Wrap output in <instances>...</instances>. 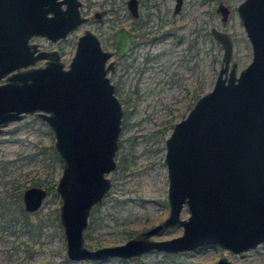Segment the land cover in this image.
Returning <instances> with one entry per match:
<instances>
[{"label":"water","instance_id":"95a60500","mask_svg":"<svg viewBox=\"0 0 264 264\" xmlns=\"http://www.w3.org/2000/svg\"><path fill=\"white\" fill-rule=\"evenodd\" d=\"M62 4L65 7H62ZM80 0H0V78L21 65L46 58L43 66L5 76L0 84V133L26 114L47 121L55 132L54 147L62 163L55 192L59 222L71 260L129 258L153 249L194 250L213 243L240 252L264 241V0H241L236 10L252 48L251 60L240 70L227 31L210 33L222 47L212 88L197 97L186 115L174 122L165 138L168 215L123 243L90 248L84 230L94 205L111 187L106 175L116 167L115 154L123 114L114 84L107 75L111 54L129 47L128 31L113 33L114 51L101 48L86 29L79 36L69 68L55 50L28 43L32 35L63 37L84 20ZM176 0L174 11L180 7ZM136 15V0H128ZM217 10L226 20L229 8ZM51 11L52 15H48ZM47 196L41 185L22 191L27 212L40 208ZM185 206L188 216H180ZM170 225L183 226L180 235L152 239ZM213 264H234L222 256Z\"/></svg>","mask_w":264,"mask_h":264},{"label":"rangeland","instance_id":"374dc122","mask_svg":"<svg viewBox=\"0 0 264 264\" xmlns=\"http://www.w3.org/2000/svg\"><path fill=\"white\" fill-rule=\"evenodd\" d=\"M82 1L87 15L103 8L113 9L102 22H84L62 41L34 38L44 48H62L65 61L70 60L84 28L94 31L104 48L112 49L111 32L120 25L128 27L132 20L125 0ZM220 1L229 8L226 20L216 10ZM240 1L182 0L177 12L173 11L175 0L141 3L139 22L147 23L148 32L135 36L131 55L123 57L109 73L123 115L116 167L106 174L111 187L91 209L84 230L86 246L123 243L168 215L165 138L174 122L184 117L197 97L214 84L223 50L210 27L230 34L237 70L252 58L251 44L236 10ZM53 141L50 126L30 115L5 127L0 134V196L11 184L22 191L24 185L50 177L53 166L54 177L58 178L62 163ZM59 204L56 192L48 194L40 208L29 214L30 231L18 223L22 221L19 214L14 227H6L0 219V264H213L222 256L234 264H264V243L239 253L215 244L178 252L153 249L135 257L114 256L97 262L71 260L66 256ZM180 216H188L185 208ZM182 232L181 225H170L150 238H170Z\"/></svg>","mask_w":264,"mask_h":264},{"label":"flooded vegetation","instance_id":"af4514ba","mask_svg":"<svg viewBox=\"0 0 264 264\" xmlns=\"http://www.w3.org/2000/svg\"><path fill=\"white\" fill-rule=\"evenodd\" d=\"M81 1V4L78 6V10H79V14H80V16L81 17H84V20L83 21H81V22H79L77 25H75L73 28H71L66 34H65V36H63V37H58L56 40H51V39H49V38H47L46 36H44V35H32V36H30L29 38H28V43L29 44H32V43H37V49L34 51V54H37L38 53V51H40V50H46V51H50V50H55L57 53H58V55H59V57H58V59L63 63V68H65V69H67V68H69V62H70V60H71V58L73 57V55L75 54V50H76V46H77V41H78V38H79V36H81L82 34H84V32H85V30L86 29H88V30H90L92 33H94L96 36H97V38L99 39V43H100V46H101V48L103 49V50H105V51H114L115 50V48H116V45H115V43H114V41H113V33L114 32H116L118 29H121V28H123V29H125L126 31H128V33H129V36H130V40H129V47H128V49L125 51V53H122V54H120V55H115V54H111L108 58H107V60H106V62H105V65H107V63L110 61V60H115L114 61V67H113V69L112 70H109L108 72H107V75L109 76V73H112V72H114L115 71V69L117 68V66L119 65V61H121L122 60V58L123 57H128L129 55H131V53L133 52V50H134V47H135V41H134V38H135V36H137V35H141V34H143L144 32H148V27H146L147 26V23L145 22V21H142V22H139V18L141 17V13H140V6H141V3L143 2V0H136V15H134L133 13H132V11H131V9L129 8V6H128V0H125V5H126V9H127V11H128V14L131 16V23L128 25V27H125V26H123V25H120V26H117L116 28H114V30L111 32V38H112V43H113V47H112V49H108V48H104L103 46H102V44H101V40H100V38H99V36L94 32V31H92L90 28H84V30H83V32L81 33V34H79L78 36H77V39H76V45H75V49H74V52H73V54H72V56H71V58H70V60H68V61H65V60H63V53H62V51H63V49L62 48H58V47H52V48H50V49H48V48H44L39 42H37V41H35L34 40V38L36 37V38H45V39H47V40H49L50 42H52V43H55V42H57V41H62V40H64L68 35H69V33H71L74 29H76L78 26H80L82 23H84V22H90V23H93V22H97V23H100V22H102L103 20H104V16H105V14L107 13V12H109V10H111V9H113V8H103V9H101V10H95V11H93V13H92V15H87V12L86 13H84V11L82 10V8H83V1L82 0H80ZM150 1V0H149ZM175 2H176V0H175ZM154 5H155V3H153ZM181 5H182V0H181V4H180V7H179V9L178 10H180V8H181ZM218 6V5H217ZM62 7H65V5L64 4H62ZM177 10V11H178ZM216 10H217V7H216ZM173 11H174V8H173ZM177 11H174V12H177ZM218 11V10H217ZM90 11H88V13H89ZM229 14V13H228ZM48 15H52V12L51 11H49L48 12ZM146 24V25H145ZM151 30H149V32H150ZM154 39V38H153ZM147 58H148V56H146ZM45 59L46 58H39V59H36L35 61H34V63H29V64H27V65H21V66H19L18 68H13V69H11L10 71H8V73L5 75V76H7V75H10L11 73H13V72H19V71H25L26 69H28V68H36V67H38V66H43L44 65V61H45ZM42 61V62H41ZM5 76H3V77H1L0 78V84H4V83H6L7 82V80L5 79ZM110 77V76H109ZM110 80H111V77H110ZM112 81V80H111ZM114 84V83H113ZM114 92H115V85H114ZM116 94V93H115ZM118 97V96H117ZM119 99V98H118ZM121 102V101H120ZM121 106H122V104H121ZM122 110H123V108H122ZM32 116L33 117V115L32 114H26L24 117H26V116ZM123 115V114H122ZM23 117V118H24ZM23 118H21V119H23ZM33 118H37V119H41V120H43V121H45L44 119H42V118H39V117H33ZM21 119H19V120H21ZM121 119H122V117H121ZM15 121V120H14ZM12 122V121H11ZM46 123H47V121H45ZM10 123V122H9ZM8 123V124H9ZM7 124V125H8ZM48 124V123H47ZM6 125V126H7ZM49 125V124H48ZM5 126V127H6ZM50 126V125H49ZM5 127H4V129H5ZM50 129L52 130V132H53V134H54V141H55V132L53 131V129H52V127L50 126ZM4 131V130H3ZM1 134V133H0ZM54 141H53V147H54ZM54 149H55V147H54ZM55 151H56V149H55ZM56 153H57V155H58V152L56 151ZM32 185H34V184H32ZM28 186H30V185H28ZM42 186V185H41ZM27 186H25V188H26ZM24 190V189H23ZM22 190V191H23ZM21 196H22V193H21ZM21 202H22V199H21ZM43 204V203H42ZM22 206H23V204H22ZM183 208H185V206L183 207ZM182 208V209H183ZM24 209V208H23ZM25 210V209H24ZM38 210V209H37ZM27 212V211H26ZM34 212V211H33ZM29 213H32V212H29ZM182 218H186V217H182ZM183 227V226H182ZM261 243H264V241H258L255 245H253V246H250L249 248H247V249H244V250H242V251H240V252H243V251H246V250H249V249H252V248H255L256 246H258V245H260ZM215 244H217V243H213V245L212 246H214ZM218 245H220V244H218ZM102 246V245H101ZM221 246V245H220ZM96 247H98V246H96ZM90 248H95V247H90ZM231 251V250H230ZM234 253H239V252H234ZM109 258V257H108ZM108 258H106V259H108ZM106 259H104V260H106ZM89 260H91V259H89ZM104 260H92V261H94V262H97V261H104Z\"/></svg>","mask_w":264,"mask_h":264},{"label":"trees","instance_id":"16d2710c","mask_svg":"<svg viewBox=\"0 0 264 264\" xmlns=\"http://www.w3.org/2000/svg\"><path fill=\"white\" fill-rule=\"evenodd\" d=\"M58 159L59 158H57V160ZM54 167L55 166H53L52 168L50 177L44 178L42 180L33 181L30 184H26L24 186H28L32 184L42 185L46 188L47 195L50 193L55 194V185L57 182V178L54 177V171H55ZM21 193L22 191H21L20 186H18L17 184H11L8 191L2 196H0V219L6 227H9V226L14 227L16 224L19 223L21 224L20 226L26 229V231H30V228H29L30 223L28 222V217L30 213L26 212L23 209V206L20 201ZM14 195L15 197L10 200V197ZM16 214L21 215V220H22L21 223L18 222V220L14 221Z\"/></svg>","mask_w":264,"mask_h":264}]
</instances>
